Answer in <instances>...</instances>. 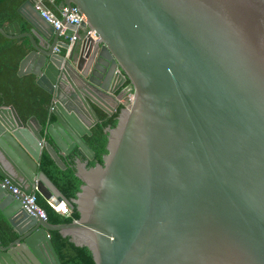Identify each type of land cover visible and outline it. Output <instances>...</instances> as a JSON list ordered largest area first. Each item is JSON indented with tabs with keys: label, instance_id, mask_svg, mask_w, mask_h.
<instances>
[{
	"label": "water",
	"instance_id": "obj_1",
	"mask_svg": "<svg viewBox=\"0 0 264 264\" xmlns=\"http://www.w3.org/2000/svg\"><path fill=\"white\" fill-rule=\"evenodd\" d=\"M62 5L96 39L61 41L33 0L17 8L27 30L0 27L29 39L17 75L51 95L54 119L22 121L0 106V213L16 235L0 240V264H61L51 230L94 264H264V0ZM126 80L133 98L105 129L102 163L87 166L95 152L84 136L102 120L94 106L110 117ZM43 149L61 169L75 154V198L39 170ZM32 193L79 217L52 224L28 212Z\"/></svg>",
	"mask_w": 264,
	"mask_h": 264
},
{
	"label": "trees",
	"instance_id": "obj_2",
	"mask_svg": "<svg viewBox=\"0 0 264 264\" xmlns=\"http://www.w3.org/2000/svg\"><path fill=\"white\" fill-rule=\"evenodd\" d=\"M24 1L26 0H0V27L3 28L17 20L21 22L22 30H27V25L22 22L17 12V8ZM61 1L55 0L50 7L55 10ZM30 49L31 45L27 37L8 38L0 33V106L13 105L22 121L35 115L39 122L46 126L53 120V117L49 115L51 95L37 86L34 75H17L19 62ZM128 85L130 82L126 80L116 93H120L121 89ZM122 106V104L119 105L108 118H105L104 113H99L102 120L91 128L92 134L87 136V142L94 150L98 163H102V155L106 153L107 133L105 129L115 125L116 117ZM74 157L69 161L63 159L66 162V167L61 169L49 153L43 149L38 162L39 170L50 178L67 199L75 198L81 184L75 175ZM93 164L94 161H90L87 166ZM35 197L36 204L43 209L47 221L52 224L69 223L79 217L75 208L68 216L62 215L56 212L40 194L36 193ZM49 234L61 264H94L91 252L87 247L75 245L68 236L61 235L57 230H51ZM15 238L16 235L11 226L0 213V240L3 244H7Z\"/></svg>",
	"mask_w": 264,
	"mask_h": 264
},
{
	"label": "built area",
	"instance_id": "obj_3",
	"mask_svg": "<svg viewBox=\"0 0 264 264\" xmlns=\"http://www.w3.org/2000/svg\"><path fill=\"white\" fill-rule=\"evenodd\" d=\"M51 1L52 0H33V5L35 9L40 12L41 16L54 27V29L59 30L60 36H65L68 39L67 41L61 39V41H66L70 45H72L74 42L78 40H85L88 36H91L93 39H96V35L92 30L81 26L82 22L85 21V16L82 13H80L75 6H71L69 8L66 5H62L58 8L57 12H55L48 8V2ZM71 24L74 25V28L70 27ZM67 30L72 31V34L70 36L65 35V32ZM80 30L83 31L82 38H80L78 33ZM61 49H62L61 46L55 47L56 52H59ZM123 89L127 90V94L120 101L122 105H128L133 98L132 88L130 85H128ZM12 189L14 192L18 191L16 188H12ZM46 201L56 212L62 215L68 216L71 212L69 205L64 200L56 199L54 203L52 201V198H50ZM23 202H24V207L28 212L36 213L42 218L44 219L46 218L43 209L36 204L35 193H32L30 195L23 194Z\"/></svg>",
	"mask_w": 264,
	"mask_h": 264
},
{
	"label": "flooded vegetation",
	"instance_id": "obj_4",
	"mask_svg": "<svg viewBox=\"0 0 264 264\" xmlns=\"http://www.w3.org/2000/svg\"><path fill=\"white\" fill-rule=\"evenodd\" d=\"M19 22H20V21H19ZM20 24H21V22H20ZM22 31H23V30H22ZM120 93L126 95V94H127V90H126V89H121ZM53 120H54V119H53ZM53 120H52V121H53ZM52 121H51V122H52ZM97 123H98V122H97ZM97 123H96V124H97ZM96 124H95V125H96ZM84 139L87 141V135L84 136ZM76 150H77V149H75V151H76ZM78 153H79V152H78ZM79 155H80V157H81L82 160H83V158H84L83 155H81L80 153H79ZM74 156H75V154H73V152H71L68 156L64 157L63 159H66L67 161H69V160H70L72 157H74ZM74 158H76V156H75ZM74 158H73V159H74ZM63 161H64V160H63ZM91 161H94V164L97 163V162H96V154H95L94 159L91 160ZM73 162H74V161H73ZM88 162H90V161H88ZM64 163H66V162L64 161ZM94 164H93V165H94ZM73 165H74V164H73ZM87 165H88V163H87Z\"/></svg>",
	"mask_w": 264,
	"mask_h": 264
},
{
	"label": "crops",
	"instance_id": "obj_5",
	"mask_svg": "<svg viewBox=\"0 0 264 264\" xmlns=\"http://www.w3.org/2000/svg\"><path fill=\"white\" fill-rule=\"evenodd\" d=\"M54 1H55V0H52L51 2H48V8L51 9L52 11L57 12L58 8L61 6V3H60V5H59L58 7L55 8V10H53V9L50 7V5H52ZM61 2H62V1H61ZM67 31H68V30H67ZM78 33H79L80 38H82V37H83V31L81 30V31H79ZM60 38L66 40V41L68 40L65 36H60ZM94 108L97 110L98 113H103V112H102L101 110H99L96 106H94Z\"/></svg>",
	"mask_w": 264,
	"mask_h": 264
},
{
	"label": "bare ground",
	"instance_id": "obj_6",
	"mask_svg": "<svg viewBox=\"0 0 264 264\" xmlns=\"http://www.w3.org/2000/svg\"><path fill=\"white\" fill-rule=\"evenodd\" d=\"M52 201L55 203L56 199L55 198H52Z\"/></svg>",
	"mask_w": 264,
	"mask_h": 264
},
{
	"label": "rangeland",
	"instance_id": "obj_7",
	"mask_svg": "<svg viewBox=\"0 0 264 264\" xmlns=\"http://www.w3.org/2000/svg\"><path fill=\"white\" fill-rule=\"evenodd\" d=\"M125 96V95H124ZM124 101H126V100H124Z\"/></svg>",
	"mask_w": 264,
	"mask_h": 264
}]
</instances>
